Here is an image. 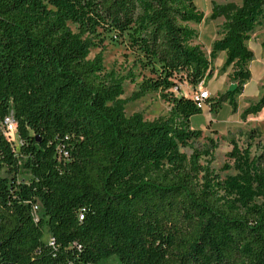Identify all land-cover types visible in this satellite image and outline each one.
Instances as JSON below:
<instances>
[{
    "label": "trees",
    "instance_id": "16d2710c",
    "mask_svg": "<svg viewBox=\"0 0 264 264\" xmlns=\"http://www.w3.org/2000/svg\"><path fill=\"white\" fill-rule=\"evenodd\" d=\"M263 12L264 0L213 1L209 17L224 19L207 55L190 25L204 19L195 0H0V264H264L260 133L247 130L244 148L229 136L237 172L221 177L217 141L196 143L190 124L202 105L178 84L196 89L224 50L237 85L203 101L235 111ZM107 37L133 53L126 74L105 68ZM124 79L136 95L157 92L167 113L126 116ZM263 107L264 89L241 116Z\"/></svg>",
    "mask_w": 264,
    "mask_h": 264
},
{
    "label": "rangeland",
    "instance_id": "374dc122",
    "mask_svg": "<svg viewBox=\"0 0 264 264\" xmlns=\"http://www.w3.org/2000/svg\"><path fill=\"white\" fill-rule=\"evenodd\" d=\"M233 1L237 4L241 0H195L198 7L204 11V19L199 23L190 22V25L195 27L198 35L194 42H198L202 46V50L208 55L213 40L220 35V25L223 21V16L216 18L209 17L212 7V2ZM72 27L75 26L72 24ZM264 38V12L260 18V23L256 25L254 31L250 34L247 40L248 47L253 52V57L250 60V76L243 84L242 90L236 95L237 109L232 110L231 105L226 101L216 112H211L206 101L202 102L201 111L190 116V124L194 128H201L202 135L196 143H202L206 140V136H212L217 141V147L213 151V159L210 166L221 176L233 174L237 169L233 167V158L227 153L231 150L232 144L229 136H234L237 144L244 148L248 143L246 131L252 128L258 129L260 135L253 140L251 146V154L260 151V145L264 143V107L257 113L241 116L243 109L249 102L256 101L264 89V46L261 41ZM106 48L103 50L104 65L107 70L113 68L118 74H126L133 60L131 53L123 43L115 42L108 37L104 41ZM100 47H92L89 56L92 57ZM223 52L220 51L215 57L214 65L210 68L207 77L199 84L203 88L209 90L210 96H216L219 93L226 91L229 86L236 82L232 78V66H223ZM220 63V64H219ZM135 72L139 69L136 67ZM136 80H140V76H136ZM181 92L191 95L193 88L185 81L178 83ZM237 85V82H236ZM137 85L129 79L123 81V93L120 95V103L123 107L126 116L134 112H140L147 120H156L163 114L167 113L169 104L159 97L157 92H149L144 95H136ZM13 143V146L18 149L20 140L16 130L10 134L6 133ZM181 150L189 154L192 149L188 146H182ZM202 162H205L203 157ZM228 164L231 167H224ZM29 173L25 170L21 171L19 177L27 178ZM51 239L50 233L45 229L44 240ZM100 264H122L116 255L103 260Z\"/></svg>",
    "mask_w": 264,
    "mask_h": 264
},
{
    "label": "built area",
    "instance_id": "2783aa9c",
    "mask_svg": "<svg viewBox=\"0 0 264 264\" xmlns=\"http://www.w3.org/2000/svg\"><path fill=\"white\" fill-rule=\"evenodd\" d=\"M192 95L194 98L198 99L199 104L202 105L203 99L210 96V93L207 88H203L201 85H199L196 89L193 90ZM3 122L5 125L6 133L10 134L13 130H16V122L12 114L5 116Z\"/></svg>",
    "mask_w": 264,
    "mask_h": 264
},
{
    "label": "crops",
    "instance_id": "0c3cea01",
    "mask_svg": "<svg viewBox=\"0 0 264 264\" xmlns=\"http://www.w3.org/2000/svg\"><path fill=\"white\" fill-rule=\"evenodd\" d=\"M219 17V16H218ZM212 44V43H211ZM224 54H223V62H224V59H225V56H226V54H225V51L224 50H221ZM220 52V51H219ZM219 52L217 53V54H219ZM214 60H215V58L213 59V62H212V65H214ZM220 64V63H219ZM249 67H250V64H249Z\"/></svg>",
    "mask_w": 264,
    "mask_h": 264
},
{
    "label": "water",
    "instance_id": "95a60500",
    "mask_svg": "<svg viewBox=\"0 0 264 264\" xmlns=\"http://www.w3.org/2000/svg\"><path fill=\"white\" fill-rule=\"evenodd\" d=\"M236 87V82H233L230 86H229V90H233Z\"/></svg>",
    "mask_w": 264,
    "mask_h": 264
}]
</instances>
